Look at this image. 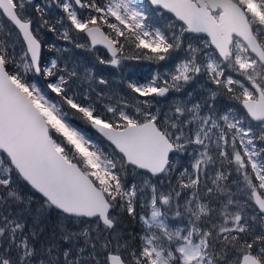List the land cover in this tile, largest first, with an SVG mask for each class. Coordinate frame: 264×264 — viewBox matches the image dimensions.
Here are the masks:
<instances>
[{
    "label": "snow or ice",
    "instance_id": "snow-or-ice-1",
    "mask_svg": "<svg viewBox=\"0 0 264 264\" xmlns=\"http://www.w3.org/2000/svg\"><path fill=\"white\" fill-rule=\"evenodd\" d=\"M54 2L52 23L35 0H0V264H264V0H149L165 28L140 0ZM41 29L102 45L113 67L184 55L113 104L89 70L42 64ZM201 77L202 100L160 106Z\"/></svg>",
    "mask_w": 264,
    "mask_h": 264
},
{
    "label": "trees",
    "instance_id": "trees-1",
    "mask_svg": "<svg viewBox=\"0 0 264 264\" xmlns=\"http://www.w3.org/2000/svg\"><path fill=\"white\" fill-rule=\"evenodd\" d=\"M42 1L43 2H41V5L45 6L46 18L49 19V21L51 18L52 19L56 17L60 18L65 15L62 12V10L57 7L55 2H51L50 0H42ZM36 2L37 0H35V3ZM141 3L147 4L145 0H142ZM148 8L150 13L149 23L153 27H160L159 20L155 17V14L158 11L153 10L149 6ZM28 14L33 17L34 21H37V14L32 9L28 10ZM8 27L11 28L10 25H8ZM75 35H77L80 39L82 38L81 43L85 44L82 34L75 33ZM51 45H55L54 52H52L51 54L53 55V58L58 59V63H60L61 65H67L69 68L76 67L81 74H84L85 69L89 70L92 76L95 77L94 86L99 91H103V89L101 88L102 86L104 87L108 86L107 90L110 91L111 93H114V91L119 90L128 95H131L130 90L127 88V81L131 80V81H138L140 83H146L152 77L158 75L157 68L159 67V64H157V61L154 60L128 59V62L126 64V72L125 74H122L121 72L122 70L119 68L113 67L109 64L99 63V59H100V57L98 56L99 49L89 50L87 47L77 48L75 47L74 44H69L64 40L58 39L57 35L54 37V41L52 42ZM64 48H67L68 50L59 51V52L55 50V49H64ZM138 51L139 50H137V52ZM132 54L133 53L131 51L125 52V55H132ZM102 55L104 56L105 53L102 52ZM100 78L105 79L108 83L106 85H100L98 83V80ZM34 80L39 84H43V80L38 77L34 78ZM215 104L218 110L227 107L239 108V105L236 104L235 101L229 100L226 96L223 95L217 97ZM80 126L84 127L83 125ZM85 131L100 146L105 148L107 147V143L104 142L102 139H100L89 128H85ZM182 163H186V161H182ZM225 167H227V165H225ZM23 191L29 193L30 190L27 187H23ZM36 197L37 199H39V196L36 195ZM55 219H56V213L52 212L50 214V220L46 222L45 225H42L44 231L41 239H47V237L52 231V225L54 224ZM169 223L174 228L183 226L178 221H174V220L170 221ZM29 226H31V221H29ZM121 228L125 235H127L128 233H132L135 236L134 245L139 246L140 244L139 235L141 233L140 223L138 221L133 220L131 217L124 216Z\"/></svg>",
    "mask_w": 264,
    "mask_h": 264
},
{
    "label": "rangeland",
    "instance_id": "rangeland-1",
    "mask_svg": "<svg viewBox=\"0 0 264 264\" xmlns=\"http://www.w3.org/2000/svg\"><path fill=\"white\" fill-rule=\"evenodd\" d=\"M41 2H43V1L37 0L36 3L41 4ZM140 2H142V0H140ZM153 10H156V9H153ZM155 17L159 20L160 28H165L166 24L168 23L167 17H169V15L166 13L162 14L161 11H158L155 14ZM58 18L59 17H56L53 19L51 18L50 22L54 23ZM56 27L60 30H63L60 28V25H59V27L58 26H56ZM73 35L77 37L79 43L82 42V40L77 35H75V33H73ZM39 36H40L42 46H43L42 47V64H48V63H50L51 59H54L53 55L51 54V52H54V48L52 50H49V48H50V46H52L51 44L54 41V37L56 36V34L52 33V32H48L46 29H41L39 32ZM13 39H15V34L13 35ZM17 51L18 52L20 51L19 44L17 46ZM102 52L104 53V51L102 49L98 50V53H99L98 56L100 57V59H104V60L110 59V57H108L106 54L103 56ZM183 55H184L183 51H180V52L173 53L172 57L166 61H162V62L157 61V64H159V67L157 68L158 74L161 77H163L166 72L171 71L172 68L174 67V65L179 62V59H181L183 57ZM127 62H128V59L122 60L121 65L119 67H116V68H119L122 70L121 71L122 74H125V72H126ZM198 81H199V83H198ZM203 82H204V78H202V77L198 78L196 83L195 82H193L194 84L191 83V87L189 84V85L185 86V88L180 92L171 91L168 93L167 97L158 98L161 100L160 106L166 107L168 104H171L174 100H180V99L187 100V99H189L187 93H192L191 99H193V100H202L204 97H206L208 95V93L205 92V90H204V88L207 87V85H204ZM43 83H45V82L43 81ZM202 85H204V87H202ZM101 88L103 89L102 92H103L105 99L107 100L108 103L114 104V103H116V101H118L122 98H128L131 102V96L135 95V94L128 95V94L121 92L119 90L114 91V93H111L110 91L107 90L108 86H105V87L102 86ZM200 88H201V90H200ZM202 88H203V90H202ZM109 97H110V99H108ZM227 109H228V107L221 109L220 111H226ZM25 193H27V192H25Z\"/></svg>",
    "mask_w": 264,
    "mask_h": 264
},
{
    "label": "water",
    "instance_id": "water-1",
    "mask_svg": "<svg viewBox=\"0 0 264 264\" xmlns=\"http://www.w3.org/2000/svg\"><path fill=\"white\" fill-rule=\"evenodd\" d=\"M145 2L148 4L149 7L155 9L154 6H151V5L149 4V0H145ZM166 14H168V13H166ZM168 15L170 16V14H168ZM10 26H11V25H10ZM85 39H86V37H85ZM86 41H87V39H86ZM87 43H89V42L87 41ZM96 47H100V48H102V49L105 51V53L107 54V56L110 57V54L107 52V50H106L102 45H97ZM90 129H91V128H90ZM91 131H92L93 133H95V131H94L93 129H91ZM95 134L99 137V135H98L97 133H95ZM99 138L102 139L104 142L108 143V142L105 141L102 137H99ZM37 195H38V194H37Z\"/></svg>",
    "mask_w": 264,
    "mask_h": 264
},
{
    "label": "flooded vegetation",
    "instance_id": "flooded-vegetation-1",
    "mask_svg": "<svg viewBox=\"0 0 264 264\" xmlns=\"http://www.w3.org/2000/svg\"><path fill=\"white\" fill-rule=\"evenodd\" d=\"M51 2H54V0H50ZM58 27H59V25H57ZM82 36H83V34H82ZM82 39V38H81ZM83 39H84V41H85V44H87V41H86V39H85V37L83 36ZM95 49H102V48H100V47H96ZM91 50H93V49H91ZM103 50V49H102ZM104 51V50H103ZM52 53V52H51ZM104 53H105V51H104ZM106 54V53H105ZM107 55V54H106ZM90 129V128H89ZM91 130V129H90Z\"/></svg>",
    "mask_w": 264,
    "mask_h": 264
},
{
    "label": "bare ground",
    "instance_id": "bare-ground-1",
    "mask_svg": "<svg viewBox=\"0 0 264 264\" xmlns=\"http://www.w3.org/2000/svg\"><path fill=\"white\" fill-rule=\"evenodd\" d=\"M196 83V82H195ZM198 83H199V81H198ZM204 83V82H203ZM194 84V83H193ZM190 87H191V84H190ZM187 88V87H186ZM198 90V89H197ZM200 90H201V88H200ZM202 90H203V88H202ZM188 92V91H187ZM206 92V91H205ZM188 94V93H187ZM200 94V93H199ZM201 98V97H200ZM195 99V98H194ZM221 107H222V105H221Z\"/></svg>",
    "mask_w": 264,
    "mask_h": 264
}]
</instances>
